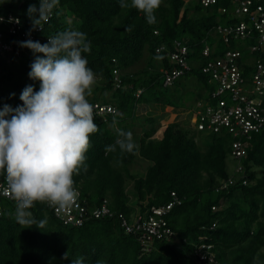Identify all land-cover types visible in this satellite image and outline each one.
<instances>
[{
    "label": "trees",
    "instance_id": "1",
    "mask_svg": "<svg viewBox=\"0 0 264 264\" xmlns=\"http://www.w3.org/2000/svg\"><path fill=\"white\" fill-rule=\"evenodd\" d=\"M229 1L218 0L205 7L200 0H163L155 12L156 23L148 24L143 13L121 8L120 0H59L47 22L36 17L32 24L27 9L31 4L39 7L40 0H0V15L19 17L33 41L47 43V37L68 29L85 33L91 50L82 55L98 77L90 99L118 110L105 120L94 111L98 131L90 136L87 169L82 167L73 177L88 208L105 203L112 214L90 218L82 226L65 225L47 203L37 202L30 211L43 225L23 226L16 222L13 200L0 197V264H71L81 257L83 264H196L192 251L201 242L212 244L215 254L214 262L206 264H264V130L252 134L238 171L237 161L231 171L227 164L232 137L225 129L206 133L197 131L193 123L172 121L160 138L153 137L162 116L152 111L186 107L165 93V88L193 75L206 92L211 89L199 68L204 60L201 48L204 41L212 46L217 40L212 38L215 26L228 21L218 9L229 8ZM0 31L5 33L2 24ZM25 40L16 38L19 53L0 56V108L4 104L22 106L19 97L28 85L39 90L40 82L28 76L34 54L19 46ZM174 40L187 43L189 61L196 67L165 85L164 71L173 66L169 53ZM217 45L211 57L235 48L233 42L227 47L218 40ZM237 48L246 56L241 46ZM145 51L149 54L146 66L128 72ZM243 68L249 76L252 67ZM114 69L121 78L118 87ZM200 96L198 92L194 101ZM140 104L151 107L143 120L136 113ZM136 120H142L140 133L133 130ZM118 130L132 132L139 146L135 154L121 153L119 148L106 150L119 138ZM138 159L146 165L143 171L132 172ZM172 192L181 201L165 215L172 234L155 239L145 250L136 234L125 231L120 214L130 220L138 209L167 204Z\"/></svg>",
    "mask_w": 264,
    "mask_h": 264
},
{
    "label": "clouds",
    "instance_id": "2",
    "mask_svg": "<svg viewBox=\"0 0 264 264\" xmlns=\"http://www.w3.org/2000/svg\"><path fill=\"white\" fill-rule=\"evenodd\" d=\"M162 2L120 0V7L134 8L144 14L148 24H155V12ZM58 4L59 0H40L39 7L29 5L32 24L36 17L47 22ZM19 46L33 52L28 76L40 86L38 91L32 85L22 90V106L4 104L0 108V174L5 177L3 194L15 202L16 222L42 226L44 222H37L30 211L35 203L69 210L78 201L73 177L82 167L87 169L90 136L98 131L94 106L88 100L98 77L82 55L90 52L91 42L79 30L58 32L44 44L28 39ZM118 137L107 151H138L131 131L118 130ZM71 264H83V258Z\"/></svg>",
    "mask_w": 264,
    "mask_h": 264
},
{
    "label": "built area",
    "instance_id": "3",
    "mask_svg": "<svg viewBox=\"0 0 264 264\" xmlns=\"http://www.w3.org/2000/svg\"><path fill=\"white\" fill-rule=\"evenodd\" d=\"M217 1L200 0L205 7ZM229 3V8L222 6L218 9L221 14H226L228 21L215 26L212 35L216 36L217 40L212 46L204 41L201 48V57L204 60L198 65L201 73L207 77L211 89L206 93L207 97L195 101L193 108L189 111L191 123L197 131L218 133L225 129L230 134L232 137L230 156L237 161L235 171H238L242 168L239 161L246 156L252 134L264 130V62L261 56L264 54V0H230ZM52 15L53 11L49 17ZM0 24L4 26L6 33L0 31V56L7 57L6 53L12 51L19 53L20 48L17 46L16 38L33 39L32 34L24 32L20 18L15 15H0ZM40 28L38 26L36 31ZM218 40L227 47L231 42L239 41L237 45L243 42V52L246 56H243L242 51L235 47L226 48L223 54L211 57V54L219 49ZM189 49L187 43L174 40L173 49L169 53L170 63L173 66L164 71L165 85H171L192 66L196 67L189 61ZM258 52H260L259 55L254 56ZM245 65L252 67L249 76L243 73ZM113 74L118 87L121 84L119 71L114 69ZM91 96L92 94L88 97L89 102L94 106V111L104 120L106 116L118 114L117 108L109 103L93 102L90 99ZM4 186L5 177L0 174V197L11 199L3 194ZM171 196L172 199L167 204L151 206L143 211L138 209L131 215L130 220L120 214L125 231L136 234L143 249L148 250L150 243L155 239L172 234L165 215L174 204H179L181 201L174 192ZM47 205L61 223L72 226H82L90 218L112 214L105 203L88 208L80 192L76 205L69 210H62L48 203ZM212 208L215 209V207ZM1 212L0 205V214ZM204 238L200 237V240ZM192 253L196 264L214 262L215 254L212 251V244L201 242L195 245Z\"/></svg>",
    "mask_w": 264,
    "mask_h": 264
},
{
    "label": "rangeland",
    "instance_id": "4",
    "mask_svg": "<svg viewBox=\"0 0 264 264\" xmlns=\"http://www.w3.org/2000/svg\"><path fill=\"white\" fill-rule=\"evenodd\" d=\"M212 38H214V36H212ZM238 42L239 41L234 42L235 47L241 46L242 48H244V43L241 42L240 45H237ZM148 56H149L148 52L145 51L143 57L138 62L133 64L131 67H129L127 69V71L128 72H137L138 70L144 68L147 64ZM171 86H169L170 88L164 89L165 93L174 96L177 100H180V102H184L186 107L174 108V107H170V106H164L162 108L161 107L157 108L155 111H152L153 113L157 114L158 116H162L161 121H159V124H158L159 128L156 131V133L153 135L154 138H159L161 136V132L163 131L166 124H168L172 121H178V122H181L182 124H185V125L190 124L191 123V115H190L189 109L191 110V108H193V106H194V103H195L194 98H195L196 94L198 92H201L200 99L202 100L207 93L206 90L204 89V87L201 84H199V82L195 79V77L193 75H190L189 77L180 78L179 82L177 83V86H175V85L172 87ZM148 109H149V111H151V107H147L144 104H140L139 108L136 112L137 116L143 120V116L145 115V112ZM142 120H140V121L136 120L133 123V130H135L138 133L141 132L139 123H141ZM195 134H196L197 138H200V135H199L200 133L195 132ZM203 139L208 140V137L203 138ZM202 143H203V141H202ZM235 162H236V160L229 155L227 158V164L229 166L230 171H231V168ZM145 165H146V162L140 161V159H138L136 161V163L131 166L132 172L143 171V168L145 167ZM131 188H132V182L129 181V183L127 185V189L130 190ZM261 250L264 252V247Z\"/></svg>",
    "mask_w": 264,
    "mask_h": 264
},
{
    "label": "crops",
    "instance_id": "5",
    "mask_svg": "<svg viewBox=\"0 0 264 264\" xmlns=\"http://www.w3.org/2000/svg\"><path fill=\"white\" fill-rule=\"evenodd\" d=\"M161 136H162V132H161ZM161 136H160V137H161ZM160 137H159V138H160Z\"/></svg>",
    "mask_w": 264,
    "mask_h": 264
}]
</instances>
